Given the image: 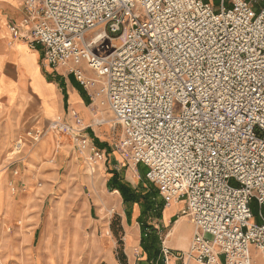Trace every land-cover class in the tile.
<instances>
[{"label":"built area","instance_id":"obj_1","mask_svg":"<svg viewBox=\"0 0 264 264\" xmlns=\"http://www.w3.org/2000/svg\"><path fill=\"white\" fill-rule=\"evenodd\" d=\"M225 3L28 0L23 25L49 66L86 89L101 85L123 130L118 149L146 168L166 205L185 201L180 216L195 231L178 259L253 264L251 246L264 258V4Z\"/></svg>","mask_w":264,"mask_h":264},{"label":"crops","instance_id":"obj_2","mask_svg":"<svg viewBox=\"0 0 264 264\" xmlns=\"http://www.w3.org/2000/svg\"><path fill=\"white\" fill-rule=\"evenodd\" d=\"M27 1L0 0V160L4 161L2 164L0 162V264H53L57 261L52 254L46 260V231L42 216L46 199L51 193L53 195L55 193V183H40L35 178H29L28 174L26 177V172L31 171L28 168L24 169L23 176L15 178L13 173L19 172L20 169L13 171L15 161L6 158L7 154H12L13 151H37L28 157L29 165L32 167L38 165V160L43 155L41 151H60L58 134L50 131L51 123L57 119L73 122L71 115L73 109L78 110V114L84 111L88 115L86 126L90 127L91 138L87 137L83 143L90 139L94 141L93 133L102 143L100 151H109L112 146L106 140L107 137H111L109 130L105 131L106 137H101L98 133L95 135L97 127L94 124L97 116L92 110L95 102L92 103L94 99L92 93L83 89L81 82L69 73L67 67L49 66L45 62L43 46L32 42L28 27L23 25V20L27 16ZM37 1L39 5L41 0ZM251 1L258 9L257 4L260 1ZM13 23L19 27L23 37H13L10 29ZM80 68L88 77H95V73L85 63L81 64ZM97 87L99 85L95 89ZM40 128L44 131L47 129L41 141L30 148L25 147L23 141L32 143L29 140L30 136L39 135ZM72 132H75L74 129ZM91 143L94 145L95 141ZM117 196L119 203L120 193ZM172 204L178 203L171 202L165 205V210ZM165 210L163 218L158 219V225L154 224L160 235L161 231L164 229L166 231L161 236L163 243L165 239H168V242L169 239H173L175 225L183 218L180 216L171 220L166 217ZM56 217L53 214L49 218ZM123 224L125 226V221ZM137 225L139 224L135 221L131 230L130 228L129 231L126 230V241L128 235L133 236L131 251L128 253L130 264H152L140 246L141 233ZM193 233L192 229L191 235L184 238L185 241L181 244L182 251L190 249ZM164 246L168 248V245ZM49 248L53 252L56 251L54 244L49 243ZM139 249L141 253L138 257ZM168 249L169 264H177V261L182 264L188 262L199 264L195 260L178 259V253L170 247ZM257 251L261 260L259 264H264L261 252L259 249ZM171 256L174 263L170 260ZM252 261L255 264L253 256Z\"/></svg>","mask_w":264,"mask_h":264},{"label":"rangeland","instance_id":"obj_3","mask_svg":"<svg viewBox=\"0 0 264 264\" xmlns=\"http://www.w3.org/2000/svg\"><path fill=\"white\" fill-rule=\"evenodd\" d=\"M259 1L258 10L264 4L263 0ZM211 2L217 11L221 0H211ZM225 2V6L229 7V0H225ZM113 35L117 36L118 33ZM99 87L96 89L83 87V89L91 92L94 97L92 103L95 102L92 110L97 116L94 124L97 127L95 135L98 133L99 136L106 137L105 131L108 130L111 134L110 138H106L112 145L109 146V151H100L95 143L94 145L91 143L94 142L91 139L83 143L87 137L91 138L90 127L86 126L88 115L84 111L78 114V110L73 109L71 114L73 122H69L67 119H57L51 123L50 131L58 134L60 151H41L43 155L38 160V165L32 167L29 165L28 157L37 151H13L6 157L15 161L13 171L20 169L19 172L13 173L15 178L23 176L24 169L28 168L31 171L26 172V177L28 174L29 178H35L40 183H55V193L54 195L51 193L46 199L42 213L46 231V260L52 254L57 258L53 264H130L128 253L131 251L130 244L133 241V236L128 235L126 241V230L129 231V228L131 230L132 224L135 221L138 222L141 206L139 203H134L132 206L124 203L121 194L117 206L108 204L113 196V191H115L108 187V181L112 177L113 171L116 170L142 193L159 191V188L147 179L146 168L143 165H140V168L134 167L123 152L118 149L117 145L123 138V130L116 123L115 117L105 101V95ZM181 111V104L176 103L174 114L179 115ZM78 118L80 123L77 121ZM101 121L104 123L102 124ZM72 129L75 132H72ZM39 130V139L35 141L30 136L29 140L32 143L23 141L25 147L30 148L36 142L41 141L47 129L46 132L42 128ZM0 162L2 164L4 161L0 160ZM172 202L174 203V201ZM184 204L185 201H181L178 204H172L167 210L164 208L161 218H163L165 210L167 218L178 219L181 214L180 208H183ZM129 212L130 217L128 216ZM253 213L255 218L252 221L257 222L259 217L255 206H253ZM53 214L57 217L50 219L49 217H52ZM158 219L160 218L153 217L147 219L146 222L154 227V224L158 225ZM138 224L142 238L141 225L139 222ZM175 226L176 232L173 239H169L168 248L174 249L180 256L189 251H182L181 244L185 241L184 238L191 235L192 229L195 231V225L189 217H183ZM161 229L163 228L161 227ZM164 232H166L165 229L161 231L160 237ZM49 243L55 245L56 251L53 252L49 248ZM138 253L139 257L141 249L138 250ZM251 255L255 264L261 262L260 255L254 245L251 248ZM170 260L174 263L172 256ZM177 264L182 263L177 261Z\"/></svg>","mask_w":264,"mask_h":264},{"label":"trees","instance_id":"obj_4","mask_svg":"<svg viewBox=\"0 0 264 264\" xmlns=\"http://www.w3.org/2000/svg\"><path fill=\"white\" fill-rule=\"evenodd\" d=\"M92 137L98 147L101 148L102 143L94 137ZM140 168V166H139ZM108 187L112 190H117L121 194L124 203L134 204L139 203L141 206V213L138 222L141 225L142 238L141 247L144 253L147 254V260L152 262V264H164L163 254H162V238L158 231L152 226L147 224V219L150 218H161L162 210L164 209L166 203L163 198L160 197L159 191L142 193L138 189L134 188L133 185L126 181L125 178L118 171H113L112 177L108 181ZM253 206L258 208L257 202L252 203ZM130 217V212L128 213ZM255 216V214H254ZM260 222V219H257Z\"/></svg>","mask_w":264,"mask_h":264},{"label":"bare ground","instance_id":"obj_5","mask_svg":"<svg viewBox=\"0 0 264 264\" xmlns=\"http://www.w3.org/2000/svg\"><path fill=\"white\" fill-rule=\"evenodd\" d=\"M97 34H102V32L100 33V32H98ZM112 45H116L115 43H113ZM105 47H111V46H109V45H107L106 44V46ZM96 80H99L98 78H96ZM97 122H99V121H97ZM103 129V128H102ZM133 171V170H132ZM119 194V191H117V190H115V191H113V196L110 198V200L108 201V204H111L112 206H117L118 205V195ZM103 202V201H102ZM104 204V203H103ZM102 207V206H101ZM112 211V210H111ZM165 245H168V239H165Z\"/></svg>","mask_w":264,"mask_h":264}]
</instances>
